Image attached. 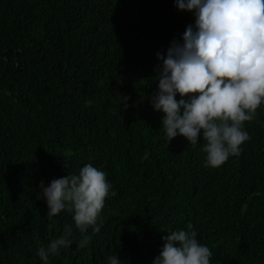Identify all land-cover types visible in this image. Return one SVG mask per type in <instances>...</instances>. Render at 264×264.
<instances>
[{"label":"trees","instance_id":"16d2710c","mask_svg":"<svg viewBox=\"0 0 264 264\" xmlns=\"http://www.w3.org/2000/svg\"><path fill=\"white\" fill-rule=\"evenodd\" d=\"M193 23L175 0H0V264H43L37 250L73 222L47 217L39 184L86 164L111 185L100 230L77 250L74 229L48 264H152L189 222L210 264H264V105L215 168L202 137L168 143L152 107L156 54Z\"/></svg>","mask_w":264,"mask_h":264},{"label":"clouds","instance_id":"9594fccd","mask_svg":"<svg viewBox=\"0 0 264 264\" xmlns=\"http://www.w3.org/2000/svg\"><path fill=\"white\" fill-rule=\"evenodd\" d=\"M175 3L178 10L193 14L194 23L186 27L182 42L173 39L166 51L157 52L160 63L154 68L158 84L152 107L162 113L168 143L179 135L195 146L202 137L204 166L219 167L230 156L241 154V145L250 139L245 122L253 121L264 105V0ZM91 103L87 101L86 106ZM110 188L106 173L91 164L81 167L78 174L53 178L47 186L41 180L36 196L45 201L47 217L66 210L73 222L37 250L43 264L69 249L74 229L81 234L77 250L89 244L88 229L99 232L97 219ZM196 237L191 222L184 230L168 232L161 237L163 246L152 264H210L212 252ZM108 264L121 261L112 255Z\"/></svg>","mask_w":264,"mask_h":264}]
</instances>
